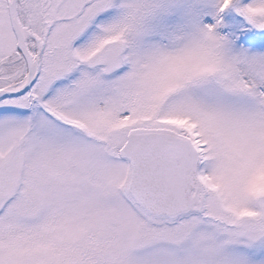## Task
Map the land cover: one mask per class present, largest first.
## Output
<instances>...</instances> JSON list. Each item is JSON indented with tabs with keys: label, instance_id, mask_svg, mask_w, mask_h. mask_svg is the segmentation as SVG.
Returning <instances> with one entry per match:
<instances>
[{
	"label": "snow or ice",
	"instance_id": "obj_1",
	"mask_svg": "<svg viewBox=\"0 0 264 264\" xmlns=\"http://www.w3.org/2000/svg\"><path fill=\"white\" fill-rule=\"evenodd\" d=\"M0 264H264V0H0Z\"/></svg>",
	"mask_w": 264,
	"mask_h": 264
}]
</instances>
